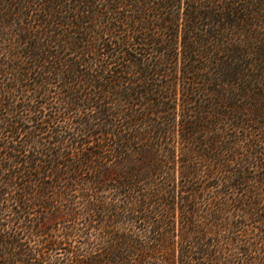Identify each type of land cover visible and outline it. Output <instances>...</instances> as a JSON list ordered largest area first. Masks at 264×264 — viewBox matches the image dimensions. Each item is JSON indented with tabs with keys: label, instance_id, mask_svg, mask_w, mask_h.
<instances>
[{
	"label": "trees",
	"instance_id": "1",
	"mask_svg": "<svg viewBox=\"0 0 264 264\" xmlns=\"http://www.w3.org/2000/svg\"><path fill=\"white\" fill-rule=\"evenodd\" d=\"M0 264H264V0H0Z\"/></svg>",
	"mask_w": 264,
	"mask_h": 264
},
{
	"label": "rangeland",
	"instance_id": "2",
	"mask_svg": "<svg viewBox=\"0 0 264 264\" xmlns=\"http://www.w3.org/2000/svg\"><path fill=\"white\" fill-rule=\"evenodd\" d=\"M72 245L76 246V245H77V243H74V242H72ZM62 254H63V253H61V252H60V253H58V254H57V256H56V257H61V256H62Z\"/></svg>",
	"mask_w": 264,
	"mask_h": 264
}]
</instances>
